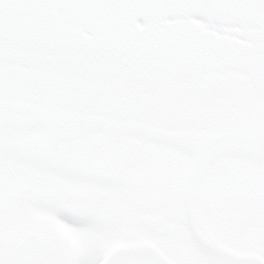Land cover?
<instances>
[{"label":"snow or ice","instance_id":"snow-or-ice-1","mask_svg":"<svg viewBox=\"0 0 264 264\" xmlns=\"http://www.w3.org/2000/svg\"><path fill=\"white\" fill-rule=\"evenodd\" d=\"M0 264H264V0H0Z\"/></svg>","mask_w":264,"mask_h":264}]
</instances>
